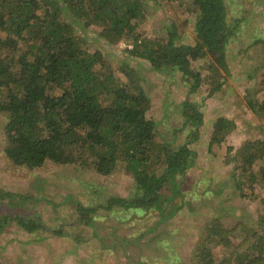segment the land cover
<instances>
[{"label":"trees","instance_id":"trees-1","mask_svg":"<svg viewBox=\"0 0 264 264\" xmlns=\"http://www.w3.org/2000/svg\"><path fill=\"white\" fill-rule=\"evenodd\" d=\"M162 1L179 2L0 0V115L5 121V153L19 166L40 167L51 161L102 175L122 163L134 180L137 192L130 198L112 196L97 208L75 203L82 223L91 228L97 209L103 207H141L166 216L163 209L180 193L177 188L166 195V184L174 183L177 176L184 178L197 160L187 143L203 124L204 101L195 98L198 89L209 79L213 85L203 98L210 97L231 74L228 55L235 43L230 42L237 40L238 31L227 19L225 0H192V44L183 42L185 37L174 24L163 25L158 33L147 29L150 12ZM189 22L183 20L184 25ZM90 33L111 46L121 40L131 43V48H124L117 70L102 62L101 51L87 49ZM198 59L204 65L193 66ZM243 60L233 59V66ZM248 65L246 70H252V64ZM203 68L208 70L206 77ZM143 71L180 75L186 96L179 105L177 130L188 129L181 141L173 132L170 139L161 138L156 119L147 116L152 101L144 88ZM250 86L244 87V104L264 121V73ZM228 125L226 117L215 118L208 147L222 141L224 134H219ZM233 162L240 178L235 175L232 186L242 192L240 183L247 179L251 188L258 183L264 193V135L241 145ZM160 167L163 171L157 174ZM261 202L259 211L264 208V195ZM38 217L35 213L2 215L0 232L10 222L35 231L42 226L34 221ZM261 229L228 225L218 218L210 221L202 239L206 245L198 253L200 264H264ZM238 230L244 235L234 243ZM212 247L220 253V262L212 259Z\"/></svg>","mask_w":264,"mask_h":264},{"label":"rangeland","instance_id":"rangeland-1","mask_svg":"<svg viewBox=\"0 0 264 264\" xmlns=\"http://www.w3.org/2000/svg\"><path fill=\"white\" fill-rule=\"evenodd\" d=\"M171 3L162 1L155 12H150L147 29L158 33L164 30L163 25L174 24L184 35L183 42L192 44V0ZM225 4L227 19L238 31L237 40L230 42L235 44L228 55L232 76L210 97L203 98L213 85L209 79L205 78L198 89L195 98L204 101L203 124L198 127V135L187 143L197 160L184 178L177 176L174 183L166 184V195L177 188L180 193L168 209H163L165 217L156 210L115 206L111 210L97 209L92 218L96 230L82 223L76 204L97 208L112 196L130 198L137 192L131 174L124 171L122 163L108 175L51 161L32 168L15 165L4 151L5 121L0 115V217L35 213L39 217L34 221L39 220L42 225L27 232L15 222L5 224L0 232V264H200L198 253L206 245L202 239L210 221L218 218L228 225L241 223L255 226L258 231L264 228V208L258 210L264 195L262 187L256 183L251 188L244 178L240 183L242 192L232 186L234 176L240 178L233 162L239 147L264 135V121L244 104V87L251 88L250 83L253 85L264 73V0H225ZM185 19L190 20L188 25L183 24ZM89 35L93 39H86L87 49L101 51L102 62L117 70L124 48L131 43L121 40L111 46L94 34ZM243 57L241 64L233 66V59ZM128 60L135 64L134 59ZM203 61L195 60L192 65H204ZM248 63L252 70H246ZM201 70L206 77L208 70ZM142 75L152 101L147 116L156 119L161 138L170 139L173 132L181 141L188 129L177 130L181 123L179 105L186 96L180 75L151 71H143ZM218 116L226 117L229 125L219 134H224L222 141L208 147ZM162 171L160 167L156 173ZM243 235L244 231H236L233 242ZM211 254L215 263L221 261L216 247L211 248Z\"/></svg>","mask_w":264,"mask_h":264},{"label":"built area","instance_id":"built-area-1","mask_svg":"<svg viewBox=\"0 0 264 264\" xmlns=\"http://www.w3.org/2000/svg\"><path fill=\"white\" fill-rule=\"evenodd\" d=\"M129 47H131V46L129 45Z\"/></svg>","mask_w":264,"mask_h":264},{"label":"clouds","instance_id":"clouds-1","mask_svg":"<svg viewBox=\"0 0 264 264\" xmlns=\"http://www.w3.org/2000/svg\"><path fill=\"white\" fill-rule=\"evenodd\" d=\"M129 48H131V47H129Z\"/></svg>","mask_w":264,"mask_h":264}]
</instances>
